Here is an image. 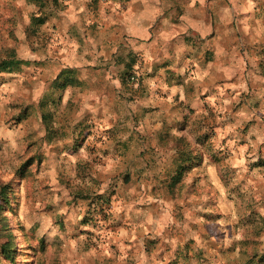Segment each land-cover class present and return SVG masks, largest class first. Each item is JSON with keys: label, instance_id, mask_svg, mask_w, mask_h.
Masks as SVG:
<instances>
[{"label": "crops", "instance_id": "obj_1", "mask_svg": "<svg viewBox=\"0 0 264 264\" xmlns=\"http://www.w3.org/2000/svg\"><path fill=\"white\" fill-rule=\"evenodd\" d=\"M115 12L121 32L114 42L101 49L95 35L87 38L86 32L81 44L72 39L66 64L55 76L69 68L80 79L66 86L57 106L77 109L71 125L81 140L74 158L102 157L113 176L104 185L114 182L134 195L172 185L179 160H194L180 186L193 181L209 195L213 217L204 219L201 203L195 211L200 247L203 240L216 239L209 224L229 232L215 215L220 207L224 218L233 212L235 190H262L263 221L264 0H128ZM123 35L127 38L120 44ZM100 55L104 61L96 66ZM88 65L95 69L86 70ZM80 70L97 79L88 82ZM77 91L88 95L80 104ZM219 144H224L221 152ZM151 198L149 218L162 206ZM117 203L128 223H121L120 236L138 237V206L132 197Z\"/></svg>", "mask_w": 264, "mask_h": 264}, {"label": "rangeland", "instance_id": "obj_2", "mask_svg": "<svg viewBox=\"0 0 264 264\" xmlns=\"http://www.w3.org/2000/svg\"><path fill=\"white\" fill-rule=\"evenodd\" d=\"M127 1L0 0V242L12 238L16 244L11 258L0 245V264H264L261 189L235 190L233 212L224 218L219 216L220 207L215 215L223 218L229 232L209 224L216 239L203 240L200 247L198 204L204 219L213 216L208 211L209 195L196 189L193 181L180 186L183 177L173 185L134 195L114 182L104 185L113 176L105 171L102 157L74 158L81 140L71 125L77 109L58 110L66 87L53 88L52 82L66 64L72 39L81 44L86 32L87 38L95 35L101 49L114 42L121 32L115 10L125 8ZM122 38L120 44L127 35ZM14 57L24 62L5 69V60ZM99 59L96 66L104 61L102 55ZM88 69L95 68L88 65ZM79 73H85L88 82L97 79L88 71ZM75 95L78 104L88 98L83 91ZM48 111L52 112L49 129L44 119ZM175 145L182 148L178 142ZM184 161L194 166V160ZM99 164L101 169H95ZM131 197L139 208L140 229L138 237H121V223H128L118 214L117 202ZM151 197L162 202L152 216L153 226L147 208ZM154 229L160 233L153 235Z\"/></svg>", "mask_w": 264, "mask_h": 264}, {"label": "trees", "instance_id": "obj_3", "mask_svg": "<svg viewBox=\"0 0 264 264\" xmlns=\"http://www.w3.org/2000/svg\"><path fill=\"white\" fill-rule=\"evenodd\" d=\"M23 62H24L23 60H20V59L14 57V58H11L9 60H5L4 66H5V69H12L15 67H19L21 65V63H23ZM69 71H71V70H69V68L63 69L60 72V74L53 80L52 87L62 90V89H65V87L70 83L76 84L78 80ZM60 96H61V94H60ZM50 116H52L51 111H48L44 114V119H45L46 123H48V117L50 118ZM47 128L48 129L50 128L49 123L47 124ZM185 153H188V152L185 151L184 154L182 155V157L185 155ZM191 166H192L191 164H185V161L183 158L180 159L178 162L177 171L172 176L171 184L173 185L177 181L182 179L184 177L186 171ZM0 245L2 246V250L4 251V253L6 255H8L9 258H11L13 256V251H15V247H16L15 246L16 244L14 243L13 239L10 238L7 241H2V242H0Z\"/></svg>", "mask_w": 264, "mask_h": 264}, {"label": "built area", "instance_id": "obj_4", "mask_svg": "<svg viewBox=\"0 0 264 264\" xmlns=\"http://www.w3.org/2000/svg\"><path fill=\"white\" fill-rule=\"evenodd\" d=\"M132 79H135V77H134V76H132Z\"/></svg>", "mask_w": 264, "mask_h": 264}]
</instances>
